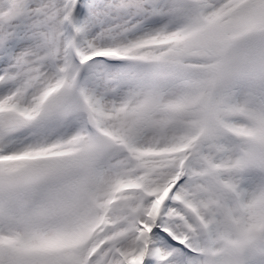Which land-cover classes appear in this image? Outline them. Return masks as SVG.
Masks as SVG:
<instances>
[{
  "label": "snow or ice",
  "instance_id": "snow-or-ice-1",
  "mask_svg": "<svg viewBox=\"0 0 264 264\" xmlns=\"http://www.w3.org/2000/svg\"><path fill=\"white\" fill-rule=\"evenodd\" d=\"M0 264H264V0H0Z\"/></svg>",
  "mask_w": 264,
  "mask_h": 264
}]
</instances>
